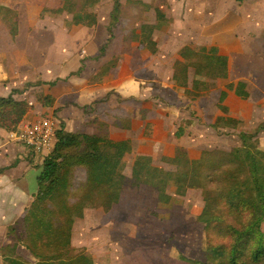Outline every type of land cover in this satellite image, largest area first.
Instances as JSON below:
<instances>
[{
  "label": "trees",
  "instance_id": "16d2710c",
  "mask_svg": "<svg viewBox=\"0 0 264 264\" xmlns=\"http://www.w3.org/2000/svg\"><path fill=\"white\" fill-rule=\"evenodd\" d=\"M96 2L77 0L71 19L65 20L66 26L94 25L96 18L88 10H92ZM43 11L55 15L61 8ZM148 12L153 13V22L146 21ZM111 18L122 33L125 46L138 43L151 54L158 50L153 34L166 32L169 26L160 6L142 0H125L124 3L117 0ZM1 20L14 36L17 30L15 15L7 12ZM108 32L110 40L112 29ZM105 49L106 45L101 51ZM177 54L180 59L173 62L172 68L183 74L185 83L189 70L192 71L190 77L199 78L222 61L220 48L215 44H184ZM209 90L206 84L193 85L186 88L184 94L188 98H198ZM227 91L241 100H248L250 96L244 82L227 83L216 102L221 114L209 126L215 130L238 129V146L228 150L212 147L195 158L183 146L177 147L173 157L160 158V162L173 169L153 168L152 157L142 154L130 165V184L150 187L161 203L171 199L168 187L177 194L189 190L203 192L204 205L197 220L203 227L205 248L201 259L178 254V259L187 264H264V160L256 152L258 134L264 126H258L254 132L244 130L243 121L229 115V107L225 104ZM13 94L0 96V129L6 132L15 131L33 105L28 99L15 98ZM34 100L41 108H52L56 102L53 96L41 92L34 94ZM58 109H54L53 116L57 117ZM199 121V118L181 120L186 126ZM101 124L105 127L101 132H73L65 129L64 122L59 119L53 146L42 159L37 190L22 218L21 234L17 235L10 227L7 236L15 238V242L0 246L6 264H25L17 253L18 244L32 258L31 264H90L85 258L69 256L74 223L83 219L86 210L118 203L121 176L126 167L124 158L132 151L129 139L112 138L107 124ZM129 125L124 120L112 124L119 128ZM151 131L152 125L146 124L143 135L148 137ZM3 169L0 168V172Z\"/></svg>",
  "mask_w": 264,
  "mask_h": 264
},
{
  "label": "rangeland",
  "instance_id": "374dc122",
  "mask_svg": "<svg viewBox=\"0 0 264 264\" xmlns=\"http://www.w3.org/2000/svg\"><path fill=\"white\" fill-rule=\"evenodd\" d=\"M27 1L33 5V7H27V11L31 14L36 12L34 5L36 3L42 4L44 0ZM58 1L55 0L56 7ZM115 1L99 0L97 6L92 9L96 16L99 12L98 15L102 18V22L103 19L105 20L103 27L102 22H100L97 33L101 34L102 32L104 35L107 28L112 26L113 35H121L118 25L110 19ZM118 1L125 2V0ZM142 1L158 5L165 11L169 20L168 30L166 32L156 31L154 34L158 46L156 55H151L144 48L130 46L127 47L129 53L118 55L122 64L135 61L145 65L157 63L163 69L160 70L161 74H165L164 71L169 68L178 49L184 44L194 46L219 45L223 60L222 65L214 66L208 70L205 80L209 83L210 90L201 97L187 100L179 99L184 91V86L187 87V85L177 81L175 74L174 79L173 77L169 80L167 77L162 78L161 86L156 90L154 87L153 92H150L154 94L158 91L156 97L158 101L155 98L152 99L153 102L157 101L153 105L154 111L148 110L157 114L158 117L154 121V128L149 137L140 133L139 125L142 123L139 120H133L135 127L132 133H128V135H131L134 140L131 143V147L134 146V151L131 148L132 152L127 154V157L125 156L126 159L124 158L126 167L121 176L120 211L115 209L116 206L103 205L98 209L86 210L84 218L76 220L74 223L72 251L69 256L70 258L80 256V258L88 259L90 264H187L178 259V254L201 259L205 248V235L201 223L197 220V215L204 205L203 192L189 190L184 194H176L172 187H168L167 192L171 194L168 205L154 202L153 196L151 199L145 200L142 198L145 190L149 191V194L150 190L151 192L153 190L144 185L132 186L130 184L129 165L131 159L136 152L140 151L142 155H150L152 160L158 163L160 162L159 158L163 156L173 157L175 149L181 146L188 151L192 158L204 154L207 149L212 147L228 150L238 146V129L215 130L209 126V123L217 116L215 114H220L215 104L220 91L225 90V86H221L224 80L225 82L241 80L246 83V88L250 93L248 100H241L227 91L228 96L225 104L229 107V115L241 118L243 129L246 131L254 132L258 126H264V97L257 91L261 89L260 86L264 85V0ZM4 4L5 0H0V18ZM72 4L73 0L64 1L62 4L64 11L57 13V17H70ZM47 14L49 13L45 11L41 13L40 11L41 17L49 16ZM244 17L253 18L255 25L244 20ZM146 21H153L152 12L147 15ZM103 28L105 29L103 30ZM2 32H4V24L0 19V37ZM81 50L82 43L74 41L70 51L66 54L39 57L37 73L42 72L43 60L48 58L59 63L65 61L60 72L58 71L57 75H53L48 81L52 83L57 81L58 83L68 76L79 78L77 81L80 78H85L82 74V68L69 75L73 71V59L81 54ZM89 56L91 59V54ZM20 57L24 58L25 56ZM136 57H138L137 60ZM150 70L152 69L147 70V72ZM153 74H155V69H153ZM163 75H160V78ZM42 80L43 78L40 77L38 82H42ZM51 88L53 87L50 85L45 89ZM149 88L152 89L151 86ZM38 92H40L39 89L27 87V99L30 104H33L34 110L41 108L35 104L34 100V94ZM46 92L48 90H45ZM263 93L264 90L261 94ZM46 94L56 95V90ZM5 95L4 92L0 91V96ZM182 96L184 97V95ZM159 98L165 101L159 100ZM64 99L74 102L77 100L78 103L75 102V106L78 109H85L88 105L86 103L85 106L81 105L83 100L79 97L70 95ZM183 106L185 111L180 110ZM91 108L90 106L89 109ZM192 109L195 110V112L193 111L194 114H190ZM119 113L123 114V111ZM185 115H187V119L196 120L199 118L200 121L196 125L186 127L180 123L181 120L186 119ZM51 118L57 119L53 115ZM161 121L162 124L165 122V132L160 131L157 126ZM180 127L182 134L178 135ZM19 128L18 126L16 130ZM80 131L84 132V128ZM260 132L264 134V128ZM112 133L114 138L119 137L117 129H113ZM3 137L7 139V134L3 133ZM261 137L258 134L256 152L264 160V135ZM164 165L173 169V167ZM41 169L42 158L39 157L37 163L33 164L27 172V185L30 191L37 190V175ZM78 176L82 178V173L79 172ZM133 191L138 193L137 197L133 195ZM139 194L141 197L138 196ZM149 194L144 197L146 199L151 197ZM12 226L16 234L20 235L21 218L15 220ZM6 227L10 226H5V231L4 229L0 230V246L15 242V238L7 236ZM17 253L25 264L32 263V258L20 244H18ZM11 258L13 257L11 256ZM0 264H5L1 252Z\"/></svg>",
  "mask_w": 264,
  "mask_h": 264
},
{
  "label": "crops",
  "instance_id": "0c3cea01",
  "mask_svg": "<svg viewBox=\"0 0 264 264\" xmlns=\"http://www.w3.org/2000/svg\"><path fill=\"white\" fill-rule=\"evenodd\" d=\"M36 1L38 2L39 0ZM64 1L66 2V0H59L58 6L56 7L55 0H44L42 4L36 3L34 5L36 12L29 14L27 7H33V5L29 4V1L5 0L0 19H2L7 12L14 14L17 22V30L16 34L11 36L3 23L4 32L1 33L2 36L0 37V91L4 92L6 95L14 93L13 96L15 98L27 99V87L39 89L43 95H50L46 93L56 90V95H51L56 100L54 107L39 108V110L31 108L27 118L19 124V127L27 122H33L43 117H51V115H53L52 113H54V109L59 108L56 112L57 119L54 118L57 126L59 124V118L64 122L65 129L67 130L75 132L83 130L84 128V132L97 133L104 130L103 128L105 127L101 124L103 122L107 124L112 138H114L112 130L117 129L119 137L115 139H129L132 143L134 140L131 135H128V133H132L135 127L133 121L134 119L139 120L142 123L139 125L140 133L142 134L145 132L146 124H151L152 129L154 128L153 124L154 121L157 120L158 115L148 110L154 111L153 105L158 101L156 98L158 91L154 92V94H151L150 92H153L154 87L156 90L161 86V79L165 77H167L168 80L171 77L174 79L175 74L177 81H180L181 84L185 85L183 74L172 68L173 62L175 60H179L180 58L178 54L175 56L174 61L169 65V68L164 71V75L161 74L163 69L160 68L157 63L145 65L144 63L135 61L122 64L118 55H121L122 53L126 55L129 53V50L127 51V47H143L138 43H132L129 46H125L122 42L121 31V35L119 34L115 36L112 32V38L109 40L110 37L108 30L109 28L112 29V26L107 28V32H104V35H102V32L101 34L97 33L98 26L100 22H102V18L98 15L99 12H97L96 16L92 10H88L96 18L95 24L92 26L85 24L66 26L65 20L71 19L77 1L73 0L70 17L65 16L64 18H58L56 15L57 13L55 15L49 13L47 14L49 16H40V11L42 13L45 9L44 7H50L46 9H56L60 7L61 11L59 13H63L64 9L62 8V4ZM98 2L99 0H97L93 8L97 6ZM111 13L110 19L112 20ZM149 13L151 12H148L146 16ZM244 20L252 23V25H255V20L253 18L249 19L248 17H244ZM103 22H105L104 19ZM103 22L101 23L102 27ZM245 28L248 29V27ZM104 29L105 28H103V30ZM74 41L82 43V50L81 54L77 55L75 59H73V71L69 75L82 68V74L85 78H80V80L77 81L79 78L68 76L60 80L58 83L57 81H54L53 83L48 81L50 77L57 75L58 71L60 72L63 68L62 65L65 62H54L52 59L48 58L43 60L44 65L42 72L37 73L39 70L37 64L39 57L66 54L70 51ZM105 45L106 49L101 51V48ZM156 53L150 54L154 56ZM89 54L92 56L91 59ZM23 55L25 57L21 58L20 56ZM135 59L137 60L138 57ZM220 65H222V61ZM149 69L152 70L147 72ZM153 69H155V74H153ZM208 72L209 71L207 70L202 77L192 78L190 77V75H192V71L189 70V77L186 80L187 87L184 86V91L186 88H190L193 85H208L209 83L205 80ZM160 75L163 76L160 78ZM40 77L43 78L42 82H38ZM229 82H225L224 80L221 86H225ZM50 85L53 88L45 89ZM150 86L152 89L149 88ZM260 87L261 89L257 91L264 97V93L261 94L262 90H264V85ZM45 90H48V92L45 93ZM184 91L179 99H190L184 94ZM70 95L72 97L82 98L83 103L81 105L85 106V103L88 104L86 105L88 109H78L75 106V102L77 100L74 102L72 100L64 99L66 96ZM182 95H184V97ZM153 98L157 101L153 102ZM172 99L175 98L172 97ZM159 100L165 101L161 98H159ZM89 104L92 107L91 109H89ZM180 110L185 111V107H181ZM120 111H123V114L119 113ZM193 111L195 112V110L192 109L191 112ZM191 112L190 114H194V112ZM220 114L216 113L215 115L218 116ZM186 117L187 115H185V118ZM117 120H124L125 122H129L130 125L122 128L113 127V122ZM163 123L164 124H162L161 121V123L157 126L160 131L163 130V132H165V122ZM180 123L184 124L182 122ZM3 133L7 134V139H4ZM262 133L263 132L259 133L260 138L264 135ZM151 134L152 131L150 136ZM163 140L165 139L163 138ZM131 148L134 151V146ZM47 153L48 152L35 151L26 144H21L10 139L9 133L0 129V168H4L3 171L0 172V230L4 229L5 231V226L13 227V222L15 220L17 221L19 218H21L22 225L23 215L36 192L32 190L30 191L28 188L27 172L33 164L37 163V158L41 157L43 159ZM140 154V151H138L133 155L130 165ZM167 156H169V154H167ZM124 162L126 163V160H124ZM151 165L153 168L168 169V167H166L162 162L155 163L154 160H152ZM154 193L150 190L149 194V191L145 190L142 198L149 200L153 196L154 202L161 203L157 199V194L155 193V195ZM137 194V192L133 191V195L135 197H137ZM146 194H149L151 197L146 199L144 197ZM138 196L141 197V194ZM169 202L170 200L163 204L168 205ZM113 206H116L117 208L115 207V209H119L120 211L121 195L118 203ZM10 227H6V232ZM1 254L4 257L2 252ZM79 257L80 256L77 258Z\"/></svg>",
  "mask_w": 264,
  "mask_h": 264
},
{
  "label": "built area",
  "instance_id": "2783aa9c",
  "mask_svg": "<svg viewBox=\"0 0 264 264\" xmlns=\"http://www.w3.org/2000/svg\"><path fill=\"white\" fill-rule=\"evenodd\" d=\"M56 128L55 119L43 117L22 124L18 130L9 133V138L18 143L26 144L35 151L49 152L54 143L53 136Z\"/></svg>",
  "mask_w": 264,
  "mask_h": 264
}]
</instances>
